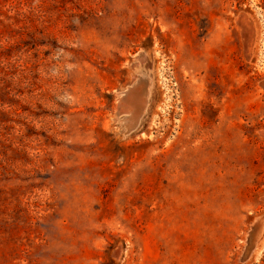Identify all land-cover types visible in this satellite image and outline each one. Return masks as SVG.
<instances>
[{
	"label": "rangeland",
	"instance_id": "1",
	"mask_svg": "<svg viewBox=\"0 0 264 264\" xmlns=\"http://www.w3.org/2000/svg\"><path fill=\"white\" fill-rule=\"evenodd\" d=\"M0 264H264V0H0Z\"/></svg>",
	"mask_w": 264,
	"mask_h": 264
},
{
	"label": "water",
	"instance_id": "2",
	"mask_svg": "<svg viewBox=\"0 0 264 264\" xmlns=\"http://www.w3.org/2000/svg\"><path fill=\"white\" fill-rule=\"evenodd\" d=\"M261 225H262L261 220H257L251 225V228L248 231L247 243H246V245L244 247V251H243L244 257L249 256L251 250L253 249L257 235L261 229Z\"/></svg>",
	"mask_w": 264,
	"mask_h": 264
}]
</instances>
